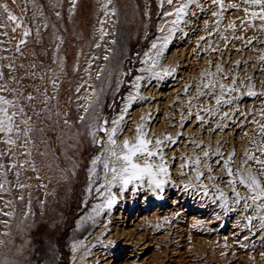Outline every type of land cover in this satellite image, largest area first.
Here are the masks:
<instances>
[{
	"label": "rangeland",
	"instance_id": "rangeland-1",
	"mask_svg": "<svg viewBox=\"0 0 264 264\" xmlns=\"http://www.w3.org/2000/svg\"><path fill=\"white\" fill-rule=\"evenodd\" d=\"M232 2L224 0L226 6ZM0 3H7L32 33L17 52L23 29L12 33L9 24L0 30L8 33L0 35V57H5L0 59V71L7 84L22 94L19 99L36 128L31 134L34 144L30 146L29 158L36 171L27 164L23 168L0 169L4 173L0 182L7 181L0 190V264H264V230L259 228L258 221L253 222L254 227L246 226L243 205L232 202L233 194L226 186L229 177L223 170V161L231 156L230 167L256 175L259 166L249 162L248 155L264 159L258 151L264 147V64L258 60L264 53V32L259 30L258 21L254 22L256 26L242 30L244 12L231 9L223 13L217 34L211 11L218 9L212 7L201 14L191 7L190 12L196 15H189L188 24L181 25L183 32L172 37L157 68L176 71L158 79L141 71L146 67L141 63L146 59L145 50L149 51L150 42L161 35L158 0H111L110 11H102L99 25L98 0H76L74 8L71 0ZM209 5L210 0L203 6L207 9ZM171 10L167 6L163 9ZM205 21L209 22L208 30ZM231 22L236 25L234 31L227 27ZM97 25L100 35L94 42ZM101 28L108 33L103 38ZM208 31L213 32L211 37ZM202 35L207 39L198 46ZM233 36L246 39L241 41ZM247 39L254 42L245 47ZM209 44L216 51L209 49ZM86 56L91 62H86ZM237 61L242 62L239 67ZM10 63L14 65L11 70L7 67ZM217 65L223 67L228 77L238 76L245 82L252 77L250 83L257 95L248 96L247 88L241 87L239 93H232L230 106H216L215 96L207 94L210 90L201 89L206 94L194 99L197 85L207 82L200 73L215 72ZM137 76L145 77L140 81L139 95L146 99L137 100L124 113L116 139L118 143L125 138L134 141V129L141 123L147 138L153 139V146L154 138L172 137L175 143L162 145L169 169L163 177L167 183L162 193L157 190L154 194L146 181L142 185L135 182L128 186L124 196L117 183L111 188L116 203L109 209L103 207L108 190L100 185L110 175L105 177L102 163L95 166L98 179L89 181L91 159L102 155L103 150L88 134V125L107 120L109 127L113 117L122 113L125 94L129 90L135 94L132 81ZM215 79L231 84V79H222L220 75ZM53 80L57 82L56 89L52 87ZM186 85L191 86L187 93ZM215 91L219 94L218 88ZM28 94L36 97L31 103L40 116L28 107L24 98ZM45 96L50 98L46 106L41 103ZM189 101L194 107H190ZM205 107L216 109V115L203 111ZM224 112L232 118L221 121ZM197 113L205 123H197ZM47 115L52 119H46ZM141 117L145 119L141 121ZM65 118L70 127L63 124ZM40 128L45 131L40 132ZM97 138L106 142L103 133L97 132ZM42 140L47 143H41ZM197 144L201 147L197 148ZM7 147L0 142V151ZM204 150L210 151L206 160ZM21 151L14 149V160L5 156L0 162L6 166L23 163L25 157L18 155ZM45 151L46 156L38 155ZM218 151L222 155H216ZM196 157L202 160L199 169L204 176L200 181L195 180L193 166L183 167ZM205 164L212 169L211 173ZM209 175L218 179L213 182L207 179ZM200 183L209 189L207 197L195 187ZM21 184L26 187L21 188ZM188 184L194 187L185 190ZM215 189L225 192L233 211H225L218 201L213 202L218 195ZM237 190L241 196L248 195L239 184ZM96 205L102 207L97 209ZM113 214L115 219H111ZM251 214L249 210L247 215ZM74 244L83 245L77 247L75 254Z\"/></svg>",
	"mask_w": 264,
	"mask_h": 264
},
{
	"label": "snow or ice",
	"instance_id": "snow-or-ice-1",
	"mask_svg": "<svg viewBox=\"0 0 264 264\" xmlns=\"http://www.w3.org/2000/svg\"><path fill=\"white\" fill-rule=\"evenodd\" d=\"M17 0H12L13 4H16ZM35 2V0H33ZM73 4V8L76 4V0H71ZM111 3V0H108V4ZM204 3H208V0H158V7L161 9L159 13L162 24L159 27L158 31L161 33L160 36L156 37L155 41L151 43L150 49L148 52L144 53L146 59L142 60L141 63L145 64L146 67L141 69L142 72H146L150 75L151 78L163 79L165 76L172 75L176 68H161L160 71H157V68L160 67V58L164 56L165 51L168 49L172 37L177 34L183 32L181 27L182 24H188L187 17L189 15H196V12H190L191 7H195L199 13H204L205 11H210L212 7H216L217 11H211V16L213 18V27L217 34H220V23L224 19L223 13L235 9L237 11L244 12V19L241 20L242 30L245 28H251L256 26L254 22H259V30L264 32V0H234V2L228 4L227 6L224 3V0H210V5L206 9L203 5ZM240 5H243L241 8ZM170 7L171 11H163L165 7ZM108 5L105 4L104 8L107 14ZM147 15V13H145ZM57 16L60 13L56 14ZM171 18V19H169ZM105 23V21H101V24ZM9 24L12 25L11 32L16 33L18 29H23L22 38L16 44V51H21V46L27 43L26 37H29L32 33L29 28L24 27L22 24V18L13 14V12L9 9L7 3H0V30L6 29ZM228 29L235 30L236 25L234 22H231L227 25ZM205 29H209V22L205 21ZM101 38L104 35H107L103 28H101ZM0 35L7 36V31H0ZM37 35L39 32L37 31ZM186 35V33H185ZM213 35L212 31H208V37ZM207 37L200 36L199 42L205 41ZM222 39L227 41V37L222 36ZM233 39H238L244 41L246 38L243 36L237 37L233 36ZM254 41L252 39H247L245 47L250 46ZM99 47V45H97ZM209 49L216 51V49L209 44ZM0 59H5V57H0ZM105 60L108 59L107 56L104 57ZM258 60L260 63L264 64V53H261L258 56ZM241 61L236 62V66L239 67ZM7 67L11 70L14 65L9 64ZM35 67V65H33ZM264 70V69H261ZM99 73L97 74V78H99ZM220 75L222 79H231V84L225 85L222 82L216 81L215 77ZM202 79H206L207 82L202 83L201 85H197L196 89V97L194 99H199L204 96L206 93L201 89L210 90L209 95L215 96V105L222 106L224 104L231 105L233 103L232 93H239L241 91V87L247 88L248 96H256L257 93L253 90L254 86L250 81L252 77H248V82L240 81L238 76L228 77L224 74V69L221 65L216 66L215 72H202L200 73ZM44 79V77H41ZM144 76H137L135 78V82L133 84V88L136 90L135 94H129L128 103L124 109H122V113H128V110L133 106V104L137 100H144L145 97L139 95V89L141 87L140 81L144 80ZM0 81H4L0 83V142L7 145L6 151H0V161L3 160L5 156H7L10 160H14V149L19 148L22 151L18 153V155H23L25 160L23 163H11L9 165H5L0 162V169L11 170L16 167L23 168L24 164L29 166V169L32 171H36L35 165L29 159L31 157V149L30 146L34 144L32 139V133L36 131V128L33 124V117L28 114L25 107L22 105L19 96L22 95L18 92V90L11 88L6 80L5 75L2 71H0ZM240 85L238 87L237 85ZM52 87L54 89L57 88L56 80L52 81ZM191 86H185V92L189 90ZM218 88L219 94L216 93V89ZM119 88L117 87V91ZM37 91H39L37 89ZM79 91V88L77 89ZM3 93H7L8 96L13 98H8V96ZM264 95V93H261ZM227 97V98H225ZM28 102V107L33 109V114L35 116H40V112H36L34 105L31 103L36 99L32 94H28L24 97ZM54 98V97H52ZM49 97L45 96L41 101L43 105H48ZM190 107H194L191 105V101H189ZM85 112L88 111V108L85 107ZM44 111H47L45 108ZM203 111L209 112V114L215 116L216 109L209 110L208 108H204ZM238 111V110H237ZM264 111V110H262ZM59 116V113H56ZM191 116L192 113L190 112ZM232 117L228 112H224L221 117V121L224 119H231ZM46 119L51 120V115H47ZM145 117H141V121H143ZM183 119V117H182ZM195 119L198 124H203L205 121L203 118L197 113L195 115ZM80 120L83 121L84 117H80ZM125 120V115L120 114L116 119L111 121V127H106L109 123L107 120H102L99 124L95 121L88 125L89 132L88 134L92 136L94 143L99 146L103 150L102 155H97L93 159H91L92 167L89 171V181L91 182L93 179H98V173L96 172L95 166L98 163H102L103 172L105 177L110 175V179H106L105 183L100 185V188H106L108 190V197L106 199L103 207L111 208L116 203V197L111 194V188L119 183L120 185V193H123L128 189L129 185L134 184L135 182H140L142 185L143 182H147L149 188L153 191L154 194L162 193L164 191V185L167 183L163 177L168 175L169 169L167 164L165 163L164 156L162 155V145L166 142L170 145L175 143V140L165 135L164 139L161 140L159 138H154V146L153 139L147 138V133L144 131L143 123L138 124L135 129V137L134 141L125 138L122 142L118 143L116 137L118 135V130L120 125ZM65 126H69L68 120L65 118L63 121ZM221 125L218 122L216 127L219 128ZM262 131H264V125L261 126ZM40 132H44L45 129L40 128ZM97 132L103 133L106 137V142L97 138ZM41 143L46 144L47 142L42 140ZM197 148H200L201 145L197 144ZM258 151L264 156V147H260ZM38 155L46 156L47 151L39 152ZM210 155L209 150L203 151V158L206 160ZM216 155H222L219 151ZM234 155V153L232 154ZM143 160V163H140V160ZM158 159L159 163H154L153 160ZM248 161L253 162L255 165H258L257 174L254 175L252 172H242L240 169L234 170L230 167L231 156L223 161V170L226 175L229 177L227 180V187L231 189L233 194L232 202L236 205H243L242 212L245 213L244 221L246 222V226L251 228L256 226L253 222L258 221L259 228L264 230V181L261 180V177H264V159H260L255 155H248ZM202 163L200 157H196L189 162H186L183 167L193 166L192 170L195 172V180L200 181L201 177L204 176V173L200 171L199 165ZM219 164V162H218ZM247 166V164L245 165ZM205 167H208L205 164ZM208 172L211 173L212 169L208 167ZM0 175H4V173H0ZM19 175V173H17ZM207 179L215 182L217 177L209 175ZM0 182V190L4 189V183ZM237 184L244 187L247 191V196H241L240 192L237 190ZM21 188L26 187V185L21 184ZM43 187V186H42ZM192 184L185 185V190L193 188ZM196 188L202 190V195L207 197L209 195V189L203 183L195 185ZM135 188L133 191L135 192ZM218 193L214 199V203L217 201L220 204V207L225 211H233V209L229 206V197L225 194V192L220 191L219 189H215ZM101 195H104L101 192ZM157 198H162V196H157ZM22 200L23 197H20ZM101 205H96L97 209H100ZM251 210L252 214L247 215V213ZM99 214V213H97ZM4 215H11V213H4ZM196 227V225H193ZM78 246L74 244L72 246V250L76 251Z\"/></svg>",
	"mask_w": 264,
	"mask_h": 264
},
{
	"label": "bare ground",
	"instance_id": "bare-ground-1",
	"mask_svg": "<svg viewBox=\"0 0 264 264\" xmlns=\"http://www.w3.org/2000/svg\"><path fill=\"white\" fill-rule=\"evenodd\" d=\"M98 2H99V9H98V14H96V18H97V23L96 24H100V21H98V19L100 20V16L103 14L102 13V11L103 12H105L106 13V11H105V8H104V5L105 4H107L108 5V7H107V14L109 13V11H110V7H109V4H108V1L107 0H98ZM100 12V13H99ZM103 16V15H102ZM161 24H162V21H160L159 22V24H158V29H159V27L161 26ZM98 25H97V28H96V26H95V31H94V33H93V41L95 42L96 40H98L99 38V32H98ZM92 41V40H91ZM155 41V39H153L151 42H150V45H151V43L152 42H154ZM96 52V51H95ZM145 52H148V49H146L145 50ZM99 53V52H98ZM92 54V53H91ZM98 56V55H97ZM143 56V55H142ZM145 57V56H144ZM141 59H142V57H141ZM86 62L87 63H89V62H91V59H90V57L89 56H86ZM136 78V77H135ZM135 78L133 79L134 81H132V88H133V84H134V82H135ZM90 82V81H89ZM79 86V85H78ZM134 89V88H133ZM129 94H131L130 93V90L125 94V101L123 102V104H122V107H123V109L126 107V105H127V103H128V96H129ZM78 99V98H77ZM121 114H124V113H121ZM118 115L119 114H117V115H115L114 117H113V119H116L117 117H118ZM134 115H135V112H134ZM112 125H110L109 127H111ZM111 178V177H110ZM104 191V190H103ZM124 196V195H123ZM135 196V195H134ZM133 199V198H132ZM129 200V199H128ZM129 201H131V200H129ZM143 201V200H142ZM132 202V201H131ZM118 203H119V201H118ZM119 205V204H118ZM121 205V204H120ZM130 206H131V204H130ZM143 207H144V205H143ZM142 208V207H141ZM126 209V208H125ZM137 210V209H136ZM129 212V211H128ZM113 213V212H112ZM135 215V214H134ZM119 217V216H118ZM124 217V216H123ZM126 217V216H125ZM116 217H115V214H113V217H111V219H115ZM122 218V217H121ZM134 218V217H133ZM110 221V220H109ZM121 221V220H120ZM119 221V222H120ZM118 222V223H119ZM124 222H126L125 220H123V223ZM137 223V222H136ZM117 226V225H116ZM145 238V237H144ZM128 243H130V242H128ZM136 244V243H135ZM134 247V246H133ZM76 252L74 251V254H75Z\"/></svg>",
	"mask_w": 264,
	"mask_h": 264
}]
</instances>
